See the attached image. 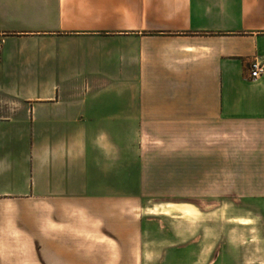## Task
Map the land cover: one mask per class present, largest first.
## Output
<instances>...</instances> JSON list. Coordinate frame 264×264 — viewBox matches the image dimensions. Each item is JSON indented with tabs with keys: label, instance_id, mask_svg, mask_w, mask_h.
Listing matches in <instances>:
<instances>
[{
	"label": "crops",
	"instance_id": "crops-1",
	"mask_svg": "<svg viewBox=\"0 0 264 264\" xmlns=\"http://www.w3.org/2000/svg\"><path fill=\"white\" fill-rule=\"evenodd\" d=\"M255 58L264 0H0V258L54 264V210L151 193L193 139L196 219L224 211L208 264H264Z\"/></svg>",
	"mask_w": 264,
	"mask_h": 264
},
{
	"label": "rangeland",
	"instance_id": "rangeland-1",
	"mask_svg": "<svg viewBox=\"0 0 264 264\" xmlns=\"http://www.w3.org/2000/svg\"><path fill=\"white\" fill-rule=\"evenodd\" d=\"M191 141L188 161L170 163L167 176L146 178L151 193L104 204L76 200L72 209L54 210V231H58L54 233V264H196L197 259L198 264H208L209 250L215 246L214 260H218V243L225 245L224 227L219 225L224 222V211L203 210V216L196 219L195 206L201 203L196 201L194 162L189 160L194 149ZM196 221L204 229L203 253L201 237L197 245L195 241ZM252 246L258 249V242ZM223 254L224 264H236L237 253ZM4 255L0 261L6 264L48 260L40 257L43 253Z\"/></svg>",
	"mask_w": 264,
	"mask_h": 264
},
{
	"label": "built area",
	"instance_id": "built-area-1",
	"mask_svg": "<svg viewBox=\"0 0 264 264\" xmlns=\"http://www.w3.org/2000/svg\"><path fill=\"white\" fill-rule=\"evenodd\" d=\"M264 76V60L255 58L249 64V80L257 81Z\"/></svg>",
	"mask_w": 264,
	"mask_h": 264
},
{
	"label": "bare ground",
	"instance_id": "bare-ground-1",
	"mask_svg": "<svg viewBox=\"0 0 264 264\" xmlns=\"http://www.w3.org/2000/svg\"><path fill=\"white\" fill-rule=\"evenodd\" d=\"M181 211H183V210H181Z\"/></svg>",
	"mask_w": 264,
	"mask_h": 264
}]
</instances>
